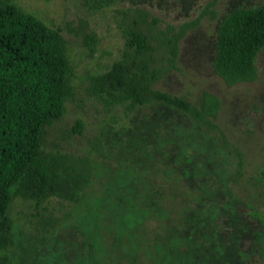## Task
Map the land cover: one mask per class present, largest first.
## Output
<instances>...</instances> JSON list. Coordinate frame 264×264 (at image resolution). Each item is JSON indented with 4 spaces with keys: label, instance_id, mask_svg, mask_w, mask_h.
<instances>
[{
    "label": "rangeland",
    "instance_id": "rangeland-1",
    "mask_svg": "<svg viewBox=\"0 0 264 264\" xmlns=\"http://www.w3.org/2000/svg\"><path fill=\"white\" fill-rule=\"evenodd\" d=\"M14 1L61 28L67 39L75 66L74 96L62 119L49 129V146L53 141L51 145L64 150L90 151L94 170L77 204L51 198L44 209L14 197L9 208L14 242L9 250H17L18 239L24 245L38 239L33 252L42 264H153V254L140 260L125 254V233L120 239L116 224L120 226L123 200L131 199L130 213L136 214L130 220L132 231L124 224L121 230L136 236L144 226L154 233L156 215L146 216L145 210L155 199L159 213L174 214L171 207L178 211L175 218L183 234L202 255L191 259L192 264H264V46L251 81L228 85L212 68L221 19L234 7L264 0H112L106 6H98L99 0ZM211 1L215 17L208 12L200 16L179 43L178 68L156 86L192 101L204 90L219 97L215 121L242 153L237 180L233 154L177 110L154 103L128 115L120 108L108 112L84 93L86 76L104 70L119 54L123 10L144 9L163 27L195 18ZM88 33L95 43L85 40ZM77 119L84 124L81 134L71 132ZM95 137L102 144L98 151L89 143ZM49 212L54 222L44 225L42 215ZM159 220L169 224H163L164 217ZM139 252L144 254V248Z\"/></svg>",
    "mask_w": 264,
    "mask_h": 264
},
{
    "label": "trees",
    "instance_id": "trees-1",
    "mask_svg": "<svg viewBox=\"0 0 264 264\" xmlns=\"http://www.w3.org/2000/svg\"><path fill=\"white\" fill-rule=\"evenodd\" d=\"M111 1L99 0L98 6L109 5ZM213 5L214 1L209 2L191 20L167 23L163 27L158 26V17L144 9L135 8L133 13L123 10L119 54L104 70L86 76L84 93L108 112L120 108L128 115L154 103L177 110L233 154L236 163L233 179L237 180L242 173V153L215 121L219 97L204 90L192 101L156 86L169 71L178 68L179 43L200 16L208 12L209 17H215ZM85 40L89 44L96 42L89 33ZM67 44L58 26L14 0H0V264H42L33 252L38 239H28L27 245L18 239L17 250H9L14 242L9 215L14 197L30 200L44 209L51 198L77 204L93 176L90 151L64 150L51 145L53 141L49 146V129L62 119L67 101L74 96L75 66ZM263 46L264 1L254 6L234 7L218 25L213 71L228 85L251 81L257 76L255 59ZM83 128V122L77 119L71 132L81 134ZM89 143L93 151L102 146L99 137ZM151 201L152 205L148 204L145 211L146 216L156 215V231L150 232L143 226L136 236H131L130 232L121 230V225L132 231L130 223L136 214H131L130 208L134 201L123 200L120 226L116 224L120 239L125 233L121 248L139 260L153 254V264H192L191 259L202 255L190 243L191 237L183 234L175 218L178 211L171 207L174 214L159 213L157 201ZM163 217V224L169 222L166 226L159 220ZM184 218L191 222L188 216ZM41 220L44 225H51L54 217L49 212ZM140 247L144 248V254L139 252ZM132 261L136 260L130 264Z\"/></svg>",
    "mask_w": 264,
    "mask_h": 264
}]
</instances>
